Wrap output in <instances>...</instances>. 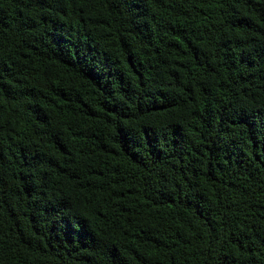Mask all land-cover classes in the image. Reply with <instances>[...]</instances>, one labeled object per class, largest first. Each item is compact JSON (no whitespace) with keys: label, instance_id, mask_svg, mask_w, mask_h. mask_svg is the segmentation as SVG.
I'll use <instances>...</instances> for the list:
<instances>
[{"label":"trees","instance_id":"16d2710c","mask_svg":"<svg viewBox=\"0 0 264 264\" xmlns=\"http://www.w3.org/2000/svg\"><path fill=\"white\" fill-rule=\"evenodd\" d=\"M0 264H264V0H0Z\"/></svg>","mask_w":264,"mask_h":264}]
</instances>
